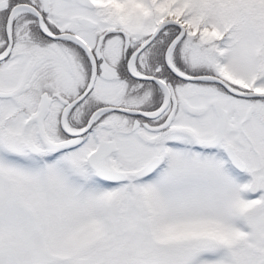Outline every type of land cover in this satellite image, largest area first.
Returning a JSON list of instances; mask_svg holds the SVG:
<instances>
[{
  "label": "snow or ice",
  "instance_id": "snow-or-ice-1",
  "mask_svg": "<svg viewBox=\"0 0 264 264\" xmlns=\"http://www.w3.org/2000/svg\"><path fill=\"white\" fill-rule=\"evenodd\" d=\"M0 264H264V0H0Z\"/></svg>",
  "mask_w": 264,
  "mask_h": 264
}]
</instances>
